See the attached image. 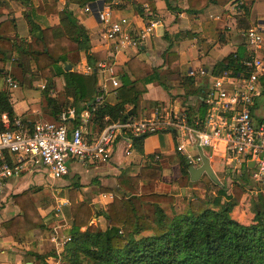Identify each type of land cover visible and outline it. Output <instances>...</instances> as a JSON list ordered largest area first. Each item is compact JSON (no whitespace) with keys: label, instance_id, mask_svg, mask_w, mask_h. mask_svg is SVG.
Returning a JSON list of instances; mask_svg holds the SVG:
<instances>
[{"label":"trees","instance_id":"16d2710c","mask_svg":"<svg viewBox=\"0 0 264 264\" xmlns=\"http://www.w3.org/2000/svg\"><path fill=\"white\" fill-rule=\"evenodd\" d=\"M7 1L24 10L23 17L29 27V41L19 43L16 39V21L7 19L0 23V116L7 114L12 119L10 96L4 88L6 67L12 57L15 58L12 61L17 63L11 64L22 68L24 75L26 72L19 60L23 56L30 60L36 75L47 82L46 92L44 91L47 93L50 85L52 86L53 78L64 74L63 66L76 65L80 61L81 53L89 64L104 60L106 55L88 54L89 39L84 29L76 23L69 11L65 9L58 11L59 0ZM66 1L85 7L95 0ZM133 1L137 3L134 9L138 13H141L144 2H147L150 11L154 12L149 0ZM187 1L189 12H194L196 0ZM231 1L233 0H206L220 6ZM238 2L240 0L234 4ZM241 9L242 15H249L247 6L242 5ZM54 16L59 17L60 24L53 28H43L40 20ZM243 51L244 47L238 53L218 62L212 74L218 77L224 72H230L236 77L245 73L243 62L248 57ZM115 74L121 81L115 104L99 105L92 112L91 121L99 131L107 125L123 121L125 116L129 117L128 111L132 110L133 113L138 108L141 96L146 93L148 85L158 84L172 97L170 88L162 82L156 70L136 58L130 59L125 69L115 68ZM31 76L35 78L34 75ZM68 78L70 86L67 93L72 98L71 107L77 115L84 110H90L98 94L96 74L70 72ZM176 80L187 88L185 96L198 93L191 78ZM50 101L48 99V102ZM198 111L199 117L195 119L192 117L196 114L194 109L189 108L186 116L189 124L202 120L207 107L201 104ZM1 131L3 128L0 124ZM146 138L147 136L134 139L137 151L142 153V144ZM178 159L181 177L189 181L188 169L191 164H188L186 157L179 155ZM150 160L151 163L141 168L136 176H123L117 180L120 196L115 195L106 204L105 211L97 215L104 217L106 221L104 229L90 226L94 213L88 202H76L77 185H73L74 190L70 191V206L67 212L70 221L68 235L71 242L65 247L62 258L67 264H264V195L257 193L256 199L249 197L246 204L250 217L240 222L233 216L238 205L225 185L218 186L209 180L216 188L211 197L204 201L197 198L186 199V208L179 212L173 211L172 216L168 217L160 204H173L175 197L178 196L177 185L171 188L169 194L139 193L141 182H157L161 179L162 171L159 164L154 163L153 157H150ZM247 171L250 172L243 168L239 179L246 180ZM201 183L202 181H197L194 185ZM101 191L106 193L111 192V189ZM33 194V191L28 189L11 197L14 205L19 207L20 214L2 224V229L8 236L19 239L23 234L45 227L39 208L31 200ZM193 199L198 200V204H194ZM147 206L154 207V214L147 215L145 211ZM82 228L84 230H81ZM32 256L45 261L44 256L36 254Z\"/></svg>","mask_w":264,"mask_h":264},{"label":"crops","instance_id":"0c3cea01","mask_svg":"<svg viewBox=\"0 0 264 264\" xmlns=\"http://www.w3.org/2000/svg\"><path fill=\"white\" fill-rule=\"evenodd\" d=\"M149 1L154 7V12L150 11L147 2L142 4L141 13H138L134 9L137 3L133 0H120L119 4L112 6L114 19L128 18L138 28H142L146 24L149 14L159 21V27L155 30L154 35L141 45L137 54L131 52L116 56L115 68L125 69L126 63L130 59L136 58L155 69L164 83L169 80L170 85L171 81L168 78L174 75V81L178 84L182 92L177 95L173 94L170 97L161 88L154 87V84L148 85L147 91L141 96V99L143 98L152 107L151 111L149 114L145 113L142 116L141 112H144L146 108L141 106L139 102L138 108L133 113L132 110L128 111L130 113L129 116L132 115L131 117L134 120L148 119L152 115L153 110L159 107L157 105H161L159 108L166 111L178 112L185 116H187V112L191 107L196 113L192 117L197 119L199 117L198 110L202 104L204 94L211 86L213 78L216 77L212 74L214 66L229 55L243 50V47L245 54H247L246 42L241 36L246 29L258 27L264 35V26L259 27L258 25V21L264 20V0H240L243 5L248 7V16L242 15V12L236 13L234 2L237 0H233L224 6L206 2V0H196L195 10L192 13L189 12V3L187 0ZM161 6H163L162 9H160ZM83 8L71 3L69 4L66 0H59L57 2L58 11L60 12L64 9L69 11L76 23L84 29L86 37L89 39L90 50L88 54L105 53L106 57L104 60H107L110 55L105 50V46L103 47L101 45L102 43L98 36L100 26L94 17L83 12ZM23 15L24 10L22 8L17 7L13 3H9L7 0H0V23L7 19L16 21V39L19 43L29 41V27ZM241 20L245 21L247 28H242ZM254 23L255 26H253ZM40 24H42L43 28H53L60 24V19L55 16L43 18L40 20ZM11 37L13 38L14 35ZM260 54L264 60V40ZM23 58L26 57L23 56ZM94 65L95 63L89 64L84 54L81 53L78 64L74 66L70 65L71 69L68 72L64 71V65V74L53 78L52 86L50 85L49 90L45 93L46 91L42 87L47 86V82L45 80H37L31 76L35 70L34 65H30L29 63L28 68L23 65V69L26 72V78H23L22 68L8 63L6 74H9L18 85L16 89L10 90L4 86L10 96L13 117L19 118L28 129H31L33 124L39 122L58 123L59 115L62 112L74 109L71 107L72 98L67 93V89L70 86L68 73L76 72L85 75V67ZM191 71L194 72L195 76L189 75ZM200 71H204L206 75L201 76ZM188 77L194 81L193 86L195 89H198V93L185 96L184 94L187 88L181 86L176 79ZM118 81L121 84V81ZM259 83L261 92L256 98L255 105L251 110V115L255 123L264 118V75L260 78ZM48 99L51 101L48 102ZM115 101L116 97L113 96L111 88L108 87L107 94L104 97V104L114 105ZM66 103L69 104V107L64 110ZM79 115H77L76 120L67 122L66 127L68 130H71L80 123ZM96 128L91 121L89 136L93 134L92 137L95 138L100 134L101 131ZM165 135H169V138H167L169 141L167 143L168 150L164 154L160 149L161 140ZM176 143L174 135L171 133L153 134L144 139L141 153V151L136 150L134 142L131 148H129L126 140L119 138L115 142L113 155L106 164L82 163L78 160H70L68 162L69 174L61 179L64 180L61 183L62 187L56 188V192L51 193V195H57L58 198L69 203L66 205L67 207L64 206L62 208L64 221L59 220L57 222L55 220L56 216L52 208L51 211H47L44 214L41 212L45 226H50L51 229L59 226V234L69 236L68 231L67 233L65 231L70 229V221L65 214L68 212V206H70L69 195L70 191L74 190L73 185H77L76 202H88L92 200L94 204L98 201L101 194H105L101 189L108 188L114 191V193H118L119 187L117 186V180L123 176H136L141 168L151 163L150 157H153L154 163L159 164L161 168L160 185L155 186V183H158L156 181L141 182L139 185V193L141 195L152 194L143 193L145 189L149 188L148 186H151L155 188L154 194H168L171 189L170 184L177 179V174L180 172L178 156H183L176 152ZM188 153L193 157L196 155L200 157V152L195 150L189 149ZM155 157H158V159L156 160ZM5 161L12 165L15 159L13 156L6 155ZM209 162L221 183L220 186L225 185L223 182L225 179L221 177V174L226 169L232 168L238 170L247 168L248 170H252L251 164H248V167L242 164L240 166L235 162L226 164L225 159H221L220 156ZM46 179L48 178L40 168L25 165L19 176L4 180V188L0 193V264H33L29 259L33 254L44 256L46 264H59L58 260L45 251L46 246L53 247V244L48 240L49 232L46 230H35L23 234L17 239L14 236H8L2 229L4 222L20 214L19 207L14 205L11 197L28 189H32L29 188V185L33 180L37 184H42ZM164 187L168 189H163ZM228 188L230 191L231 188L233 189L232 186ZM186 189L191 191L190 188ZM186 189H184V193ZM108 193L113 192H106V194ZM34 194L31 196V200ZM93 216L92 220L94 222H98V224L106 223L102 216ZM233 216L235 217L234 212ZM236 219L240 222L244 221L243 218ZM81 230H84V228ZM41 233L44 235L45 242H38L36 240Z\"/></svg>","mask_w":264,"mask_h":264},{"label":"built area","instance_id":"2783aa9c","mask_svg":"<svg viewBox=\"0 0 264 264\" xmlns=\"http://www.w3.org/2000/svg\"><path fill=\"white\" fill-rule=\"evenodd\" d=\"M119 3L120 0H95L83 8V12L94 17L100 26L99 40L110 56L94 66L85 67V75L96 74L99 79L98 94L90 110H84L79 115L80 123L77 126L71 130L66 127L67 122L77 118L74 109L62 112L58 123L39 122L33 124L31 129L19 118L11 119L7 114L0 116L3 128L0 132V193L4 180L19 176L25 165L40 168L50 181H58L69 174L70 160L106 164L113 155L117 139L126 140L131 148L134 139L159 133L174 135L176 152L186 157L191 166L201 165V158L191 156L189 149L202 152L209 161L220 156L226 164L235 162L245 167L251 164V181L264 187V118L255 123L251 115L261 92L259 80L264 75V60L260 54L263 38L262 30L258 27H250L241 35L246 42L248 59L243 62L246 72L236 77L224 72L213 78L202 100L207 107L202 120L189 124L185 115L157 107L148 119L134 120L131 116H125L123 121L107 125L97 137H89L92 112L104 104L108 87L115 97L121 87L115 74L116 56L131 52L137 54L141 45L159 27V21L150 14L142 28L128 18L114 19L112 6ZM242 5L241 2L234 5L236 13L241 12ZM189 75L195 76L192 71ZM200 75L205 76L206 73L200 71ZM5 86L8 90L18 87L9 74L5 77ZM6 155L14 157L12 165L5 161ZM114 197V193L101 194L94 204L105 208ZM55 200L53 210L56 218L62 221V208L69 203L58 197ZM93 223L92 220L90 226ZM59 229V226L53 228L48 239L57 256L71 242V237L60 235Z\"/></svg>","mask_w":264,"mask_h":264},{"label":"rangeland","instance_id":"374dc122","mask_svg":"<svg viewBox=\"0 0 264 264\" xmlns=\"http://www.w3.org/2000/svg\"><path fill=\"white\" fill-rule=\"evenodd\" d=\"M162 8H163V6H161L160 9H162ZM161 12H163V11H161ZM241 23H242V28H244V29L247 28V24H245V21H242ZM253 26H255V23L253 24ZM262 38L264 40V35L263 34H262ZM13 59H15V58L12 57L9 60V62L15 64L16 61L15 62L12 61ZM19 61H21L22 65H24L26 67L28 66L29 63H30V65L32 64L31 62H29L30 60L27 59V58H20ZM28 73H30V72H28ZM32 75L35 76V79L44 81V79H41V78H39L38 75H36V71L35 70H34V73H32ZM22 76H23V78H26V76L24 74ZM168 79H170V81H171L170 85H169V80H167L165 82V85L170 88V92H171L172 96H173V94L177 95L178 93H181L182 91H180V89L178 87V84H176L175 81H174V75H173V77H171V78L169 77ZM153 86L156 87V88H161L163 90V88L160 87L158 84H154ZM68 103H66V105L64 106V110L69 107ZM140 103H141V106H144L146 108L144 110V112H141V115L143 116L145 113L149 114V112L151 111L152 107L150 105H148L147 102L143 100V98L141 99ZM92 135L93 134H91L89 137L92 138ZM167 138H169V135H165V137H163V139L161 140V149H160V151L163 152L164 154L168 150L167 143H168L169 140H167ZM193 166H195V165H193ZM199 166L200 165L195 166V167H199ZM242 170H243L242 168L238 169V170H236V169L234 170L232 168L231 169H226V171L223 174H221V177H224L225 180L223 182L225 184V187L227 188L228 193L233 196L234 200L236 201V203L238 205L237 208L234 210L235 217L236 218H243V220L245 221L247 218L250 217L249 208L247 207L248 204H246L248 199H249V197L252 196L253 198L256 199L257 193H261L262 195H264V187H260L258 185H255V183L251 181V179H250V174L251 173L248 172V171L246 173V175H247V179L246 180L245 179L244 180L243 179H239V175L242 174ZM177 175H178L177 179L172 181L173 183L170 184V185H171V188L176 187L175 185L178 186V188H177L178 189V191H177L178 196L175 197V199H174L175 201H173V204H166V203H161L160 204V207L162 208L163 212L168 217L172 216L173 211L179 212V211L185 209L186 208V202H187L186 199L197 198L198 200L201 199V200L204 201L208 197H211L212 196V192H214L215 189H216L214 186H212V184L209 183V179H208V177L206 175L201 176V178L199 179V181H202V183L200 185H194V183L192 185L190 180L188 181L187 178H185V177L182 178L180 176L181 175L180 172ZM63 181L64 180L52 182V181L46 179V180H44V183L37 184L33 180V182L29 185V188H32L31 190L33 191V193H36V194H34V197L32 198V201L39 208L40 213L42 212L44 214L47 211H51L52 208L55 207V205H56L55 198L57 197V195L53 196V195H51V193H55L56 192V188L62 187L61 183ZM157 182L158 183H155L156 185L153 184V183L152 184L155 185V186H159L160 182L159 181H157ZM189 185H191V186H189ZM230 186L233 187V189L231 188V191H233V192H231L230 189L228 188ZM148 187H149L148 189L144 188L145 192L143 191V193H153L154 192L155 188H153L151 186H148ZM205 187H207V188H205ZM165 188L166 187H164L163 189H165ZM186 188H190L191 191H188ZM166 189H168V188H166ZM184 189H186L185 193H184ZM259 189H260V191H259ZM111 192H114V191H111ZM170 192H171V189H170ZM115 195L120 196L119 192L116 193ZM142 195H144V194H142ZM184 199H185V201H184ZM193 200H195V199H193ZM197 201L195 200L194 204H198ZM88 204L90 205L94 215H96V216L99 215V213H102V212L105 211V208H103L102 206L97 205V204H93L92 200L88 201ZM241 206H243L244 208L241 207ZM145 211H146L147 215H152V214H154V207L147 206V207H145ZM65 216L67 217V219H69V215L67 213L65 214ZM102 218H104V217L102 216ZM55 220L57 222H59V219L55 218ZM92 227L93 228L104 229L106 227V223L104 224V222H103V224H98V222H95V223H93ZM41 229H44L47 232L52 231L50 226H48V227L45 226V227H43ZM41 229H39V230H41ZM67 231L68 230H66L65 232L67 233ZM36 240L38 242H45L46 241L45 238H44V235L42 233L40 235H38ZM45 251H46L47 254H49L50 256H53L56 260H58L59 264H67V262H65L62 259L64 253L62 252L59 255L60 257L57 256L54 246L53 247L52 246H50V247L46 246L45 247ZM29 259L31 260V263L33 262V264H46V262L43 261L42 259H38V258H35L33 256H31Z\"/></svg>","mask_w":264,"mask_h":264},{"label":"water","instance_id":"95a60500","mask_svg":"<svg viewBox=\"0 0 264 264\" xmlns=\"http://www.w3.org/2000/svg\"><path fill=\"white\" fill-rule=\"evenodd\" d=\"M259 27L264 26V20L258 21ZM71 66L70 65H65L64 66V71L68 72L70 71ZM130 115V113H128ZM125 119V117H124ZM200 158H201V165L199 167L195 166H190L188 169L189 177H190V182L195 183L199 181L201 176L206 175L209 180H211L214 184L220 186L221 183L219 182L217 176L215 175L214 171L212 170L210 166L209 160L205 157V155L200 152Z\"/></svg>","mask_w":264,"mask_h":264}]
</instances>
